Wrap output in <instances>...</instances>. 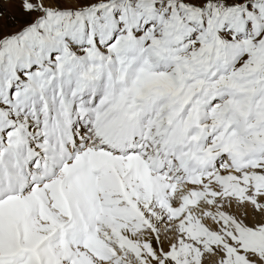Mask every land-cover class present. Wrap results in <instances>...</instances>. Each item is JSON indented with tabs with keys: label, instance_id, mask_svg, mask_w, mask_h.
<instances>
[{
	"label": "snow or ice",
	"instance_id": "1",
	"mask_svg": "<svg viewBox=\"0 0 264 264\" xmlns=\"http://www.w3.org/2000/svg\"><path fill=\"white\" fill-rule=\"evenodd\" d=\"M0 264H264V0H0Z\"/></svg>",
	"mask_w": 264,
	"mask_h": 264
}]
</instances>
